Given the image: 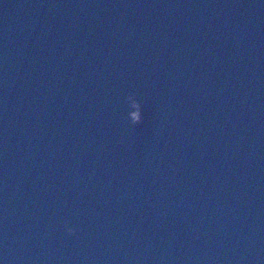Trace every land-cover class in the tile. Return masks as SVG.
Instances as JSON below:
<instances>
[{
  "label": "water",
  "instance_id": "obj_1",
  "mask_svg": "<svg viewBox=\"0 0 264 264\" xmlns=\"http://www.w3.org/2000/svg\"><path fill=\"white\" fill-rule=\"evenodd\" d=\"M31 1L0 0V264H264V0Z\"/></svg>",
  "mask_w": 264,
  "mask_h": 264
},
{
  "label": "clouds",
  "instance_id": "obj_2",
  "mask_svg": "<svg viewBox=\"0 0 264 264\" xmlns=\"http://www.w3.org/2000/svg\"><path fill=\"white\" fill-rule=\"evenodd\" d=\"M69 231H72V229H68Z\"/></svg>",
  "mask_w": 264,
  "mask_h": 264
}]
</instances>
